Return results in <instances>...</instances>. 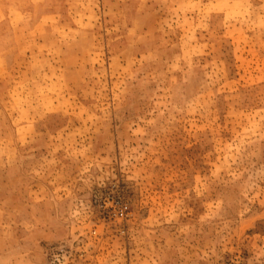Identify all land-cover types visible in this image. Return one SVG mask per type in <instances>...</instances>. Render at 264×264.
Returning a JSON list of instances; mask_svg holds the SVG:
<instances>
[{"label":"rangeland","instance_id":"1","mask_svg":"<svg viewBox=\"0 0 264 264\" xmlns=\"http://www.w3.org/2000/svg\"><path fill=\"white\" fill-rule=\"evenodd\" d=\"M0 264H264V0H0Z\"/></svg>","mask_w":264,"mask_h":264},{"label":"built area","instance_id":"2","mask_svg":"<svg viewBox=\"0 0 264 264\" xmlns=\"http://www.w3.org/2000/svg\"><path fill=\"white\" fill-rule=\"evenodd\" d=\"M128 207L125 205L121 208H106L104 210V217L109 218V217H115L120 215L121 217L127 213Z\"/></svg>","mask_w":264,"mask_h":264}]
</instances>
